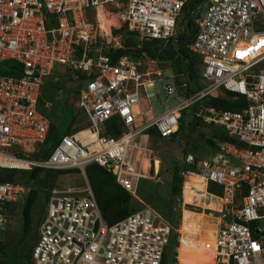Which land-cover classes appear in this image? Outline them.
Instances as JSON below:
<instances>
[{
  "label": "built area",
  "instance_id": "2783aa9c",
  "mask_svg": "<svg viewBox=\"0 0 264 264\" xmlns=\"http://www.w3.org/2000/svg\"><path fill=\"white\" fill-rule=\"evenodd\" d=\"M194 2L0 0V62L21 65L17 76L0 75V231L10 221L7 205H24L31 192L19 181L4 180L1 171L75 169L86 179L83 186L50 191L31 264H163L177 231L147 205L109 224L86 167L100 166L122 189L135 193L146 177L137 168V146L143 138L149 141L152 129L161 138L175 135L185 111L197 124L223 129L228 138L217 142L214 153L199 159L188 153L184 161L208 185L221 187L214 264H264V0ZM206 3L204 16L195 20ZM105 7L117 9L107 12L117 17V30L147 41H177L178 23L190 15L197 32L186 43L202 61L205 87L192 90L186 77L173 73L163 85L162 104L171 97L177 104L147 119L152 107L140 109L144 89L164 79L161 71L158 79L143 78L139 64L127 56L114 60L110 51L122 45L102 43L96 23L98 9ZM58 65L67 72L57 76L81 84L78 108L87 124L64 135L42 160L29 155L49 135L52 120L45 110L52 104L41 101L42 90ZM227 94L243 98L246 106L232 111L204 103ZM115 119L120 133L112 136L105 129Z\"/></svg>",
  "mask_w": 264,
  "mask_h": 264
},
{
  "label": "rangeland",
  "instance_id": "374dc122",
  "mask_svg": "<svg viewBox=\"0 0 264 264\" xmlns=\"http://www.w3.org/2000/svg\"><path fill=\"white\" fill-rule=\"evenodd\" d=\"M105 9L107 10L104 11L107 18L106 20H109L110 22H114L115 19L117 20V17L112 15L117 13L116 8L105 7ZM108 11L112 14L107 15ZM117 22L118 21H116V23ZM96 23L99 25L97 20ZM186 24L188 25V23L185 22L184 26H187ZM113 27V35L111 37L110 35L107 36L103 33L98 26L100 41L102 43L110 41V44L107 43L110 47L112 45H117V42L123 45L122 43L125 41L123 34L116 31L117 29L115 25ZM182 31H184V29H182ZM128 41L132 43L133 38H130ZM135 62L139 64V69L142 70L143 73H146L149 70L155 72L161 71L164 79L163 82L160 80L153 81L150 87L144 89L142 94V98L144 100L143 109H147L148 106H151V114H153L154 117H158L165 112V107L172 108L177 104L174 97H171V99L166 102V105L162 104V102L166 101L163 85L164 83L170 82L169 76H171L174 71L171 69L172 67L169 63H162L150 60L149 58H139ZM201 68V70H203V67ZM56 71H59L64 75L67 72V67L58 65L56 66ZM158 78L159 76L157 75L153 76V79ZM50 85H54V87H50ZM205 85L206 83L201 76L199 86L202 89ZM80 88L81 84L72 83L68 77L64 76H56L53 80H45V86L43 87V101L50 102L52 104V108H50V110H45V112L54 122L59 138L73 131V128L80 129L87 124V120L85 119L82 111L78 108V90ZM152 93L155 94L154 97H146V95ZM73 113L75 116L74 127L72 126ZM186 123L187 126L180 133L179 138L161 140L149 139L148 142H146V139L143 138V141L141 142L142 155L140 157V164L137 163V168L146 176L143 181L150 182L153 189H148L147 187L144 188L142 186V190L139 191L138 186L136 192L131 193V195L134 197L135 203L141 204L142 207L147 205L148 207L156 210L177 231L178 247L175 249L176 264H179L177 256L181 238L180 228H183L184 218L188 219V221L195 218H197L196 222L200 220V223H198L197 226L195 225V228H193L192 233L190 234V241L199 243V246H195L194 251L196 249H203V251L200 252V255L202 256V263L208 264L214 253V243L213 245L211 243V241L214 242L213 233L219 230V224L221 223L220 211L222 206L220 199L217 197V190L210 187L208 183L206 185L203 181H199L195 177L194 173H189L188 171L184 174L181 196H173L171 191L172 176L176 167H184V155L188 152H194L195 154H203L206 156L211 150V148L206 145L205 140L209 138L212 127L203 126L201 124H197L199 126H195V122H190V120H187ZM147 134L150 136L149 131ZM42 144L44 143L35 144L33 146V148L36 149L35 152L39 150V147ZM29 156L33 158L35 157L34 153ZM73 171L75 172L59 175L56 180V187L62 189L63 187L83 186L86 180L84 178L85 176H83L79 170L74 169ZM26 173L27 172L17 170L1 171V174H3L4 177L11 175L19 181L22 179V176H27ZM42 177L43 174L39 181H41ZM35 189L40 192V197L33 208L34 224L41 213L40 208L45 202L46 193V189L40 186L35 187ZM140 200L144 204H142ZM190 210H193L195 214L191 213ZM9 213L11 214L10 221L6 223L4 230L0 231V242L6 243L8 251L7 258L14 256L15 253L21 251L24 246L31 245L33 239L37 236V230H34L29 239L26 241L22 240L23 216L21 214V205H17L13 209H9ZM202 236L204 237V240L202 239ZM194 254L195 252H192V257ZM204 257H206L207 261L203 259ZM7 258L0 256V262L5 261Z\"/></svg>",
  "mask_w": 264,
  "mask_h": 264
},
{
  "label": "trees",
  "instance_id": "16d2710c",
  "mask_svg": "<svg viewBox=\"0 0 264 264\" xmlns=\"http://www.w3.org/2000/svg\"><path fill=\"white\" fill-rule=\"evenodd\" d=\"M199 2L200 0H195L194 3H196L197 5ZM185 22L188 24L191 23V27L193 26L194 29L188 30V26H184ZM178 27H179V37L175 42L140 40L135 34L126 32L125 28L121 30H116L118 33L123 34L125 41L124 43H122L123 44L122 48L117 49L116 51L111 50L110 54L111 56H113L114 60H116L118 57L127 56L134 61L138 60L139 58H143V59L149 58L150 60H155L162 63H169L170 66L172 67L171 69L174 71L175 74L182 75L188 79L189 83L193 87L192 90H199L201 89L199 86V80L201 78L202 61L198 55L192 53L188 49L187 45L189 43L185 42L188 37L193 39V37L195 36L197 32L196 24L193 21V18L190 15L186 16L185 13L183 19L179 21ZM182 29H184V31H182ZM130 38H133L132 43L128 41ZM20 72H21V65L19 63L15 61L0 62V75L17 76L20 74ZM56 73L57 71L55 70L53 75L47 79L53 80V78L57 76ZM50 87H54V85H50ZM43 96H44V90H42L41 101L46 102L43 101ZM204 103L207 106L215 107L217 109L232 110V111L241 110L246 106V101L243 98H235L230 94L216 98L209 97L208 99L205 100ZM186 118L187 120H190V122L192 121L195 122V126L197 125V119L193 116L191 111L190 112L185 111L180 120V126L178 132L175 135L169 137L170 139L179 138L180 133L187 126ZM116 122H117L116 119L113 120L112 122H110V124L106 126L105 129L106 132L108 134H111L112 136H116L120 133V130L116 126ZM72 123L73 126L75 123L74 113H73ZM149 132H150V139L153 140L169 139V138H161L158 132L156 131V129H152ZM62 137L59 138L56 132L55 124L52 121L49 135L46 141L44 142V144H42L39 147V150L34 153V156L42 160L47 159L54 150V148L60 143ZM227 139L228 138L226 136V133L223 131V129L212 127L209 138L205 140L206 145H208L211 148V150L209 151L210 154L216 151L218 141L227 140ZM192 153L198 159L204 157L203 154L199 155V154H195L194 152ZM186 155H184V161ZM188 171L192 173H196L192 166H188L185 163H184V167L175 168L171 181V191L173 196L176 197L181 196L183 183H184V174L187 173ZM72 172L75 171L73 170L54 171V170L34 169L32 172L29 173L27 172L26 173L27 176H22V179L20 181L16 180L11 175L6 176L7 178L4 177V180H10L15 182L19 181L25 184L27 187L31 188V192L28 195L25 204L21 205L22 207L21 214L23 216V235H22L23 241L29 239L31 233L34 230H38V227L44 216L46 202L50 195V191L54 187H56L57 184L56 180L59 177V175L72 173ZM42 174L43 177L41 181H39ZM86 174L89 183L93 189L94 195L99 203L102 214L109 224H114L126 218L130 214L143 208L141 204L135 203L134 197L131 195V193L122 189L115 182V179L111 173H108L100 166L93 164L86 167ZM195 177L199 181H203L207 185L205 179H202L198 175H195ZM143 180H141L139 183V187H138L139 191L142 190L141 189L142 186L144 188L147 187L148 189H153V186H151L150 182L147 181L145 182ZM37 186L46 189V193H45V202L40 208L41 213L38 216L36 223L34 224L33 208L40 197V192L37 189H35V187ZM209 186L217 190L218 196L221 195V187H219L216 184H209ZM7 206L9 209H12V205L9 204ZM16 206L17 205H15V207ZM190 211L191 213L195 214L193 210ZM196 220L197 218L188 221V219L184 218V223L182 226L183 228H180L181 238H180V246L178 248V256H177L179 264H203L202 256L200 255V252L203 251V249L202 250L196 249L194 251L195 246H199V243L190 241L191 238L190 234L192 233L193 228H195V225L197 226V224L200 223V220H198L197 222ZM216 233L217 232L213 233L214 242L211 241L212 245L214 243V253L211 256L208 264H214ZM202 239L204 240L203 236ZM36 240H37V236L33 239L31 245L24 246L21 251L15 253V255L10 258H7L8 251H7L6 243L0 242V256L7 258L5 261L0 262V264H31L32 249L36 243ZM177 247H178V233L175 232L172 237L171 243L168 247V250L165 254L163 264H176L175 249ZM192 252H195L193 257H192ZM203 259L206 260V257H204Z\"/></svg>",
  "mask_w": 264,
  "mask_h": 264
},
{
  "label": "bare ground",
  "instance_id": "6f19581e",
  "mask_svg": "<svg viewBox=\"0 0 264 264\" xmlns=\"http://www.w3.org/2000/svg\"><path fill=\"white\" fill-rule=\"evenodd\" d=\"M106 15L104 14V11L103 9H98L97 11V22H98V26L100 27V29L103 31V33H105L107 36L110 35V29H111V26L115 25L117 26V23H116V19L114 20V22H110L109 20H106ZM112 26V27H113ZM156 74L155 71H152V70H149L145 73V75L143 76V78L145 79H152V77ZM147 117L150 118L151 117V114H147ZM138 148V151H137V154H136V161L140 164V157H141V147L140 146H137ZM151 165V164H150ZM142 172V171H141ZM143 173V172H142ZM144 174V173H143ZM195 175H198L196 173H194ZM199 177H201L202 179H205L204 177L198 175ZM207 183V181H206Z\"/></svg>",
  "mask_w": 264,
  "mask_h": 264
},
{
  "label": "water",
  "instance_id": "95a60500",
  "mask_svg": "<svg viewBox=\"0 0 264 264\" xmlns=\"http://www.w3.org/2000/svg\"><path fill=\"white\" fill-rule=\"evenodd\" d=\"M205 0H202L201 3H204ZM209 7V4L206 3L203 7V9L201 11H199L196 16H195V20H200L203 16H204V13L205 11L208 9ZM188 26H191V24H188ZM189 39L187 38L185 42H187Z\"/></svg>",
  "mask_w": 264,
  "mask_h": 264
},
{
  "label": "crops",
  "instance_id": "0c3cea01",
  "mask_svg": "<svg viewBox=\"0 0 264 264\" xmlns=\"http://www.w3.org/2000/svg\"><path fill=\"white\" fill-rule=\"evenodd\" d=\"M143 103H144V100H143V98H141V100H140V109L141 110H146V109H143ZM151 114V111L150 112H147V114ZM147 114H146V116H147ZM152 117H154V115L153 114H151V117L150 118H148V117H146L147 119H151ZM139 121H140V119H138ZM142 155V154H141Z\"/></svg>",
  "mask_w": 264,
  "mask_h": 264
},
{
  "label": "flooded vegetation",
  "instance_id": "af4514ba",
  "mask_svg": "<svg viewBox=\"0 0 264 264\" xmlns=\"http://www.w3.org/2000/svg\"><path fill=\"white\" fill-rule=\"evenodd\" d=\"M188 26V25H187ZM194 29V27L192 26H188V30H193Z\"/></svg>",
  "mask_w": 264,
  "mask_h": 264
}]
</instances>
